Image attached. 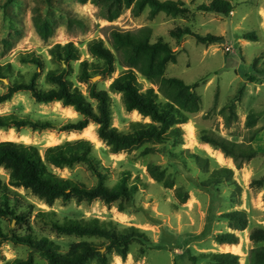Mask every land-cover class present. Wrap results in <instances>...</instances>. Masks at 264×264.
<instances>
[{"label":"rangeland","instance_id":"obj_1","mask_svg":"<svg viewBox=\"0 0 264 264\" xmlns=\"http://www.w3.org/2000/svg\"><path fill=\"white\" fill-rule=\"evenodd\" d=\"M113 1L110 7L106 0H0V64L12 63L14 67L8 82H0V92L7 90L9 80L20 78L18 72L25 80L30 79L37 67L21 61L29 54L41 56L45 63L38 85L51 87L45 83V74L59 65L52 61L49 49L57 43L74 42L80 50V59L71 63L73 71L68 78L96 107V100L89 96V87L95 83L99 89L109 90L113 79L129 68L121 61L122 52L113 45L112 31H136L148 26L152 30L151 43L162 38L175 52L174 58L166 65L164 76L184 80L199 96L198 109L186 111L189 121L182 124V143L173 140L144 143L127 151L114 152L99 137V126L95 122H90L88 127L97 134L98 141L83 130L66 132L2 127L0 132L3 134H15L14 141L37 145L42 151L66 140L89 139L93 143L96 165L107 175L108 185H115L124 172L130 174V183L138 184L135 206L125 210H120L118 202L108 204L101 199L92 202L58 199L49 205L20 188L34 207L30 209L28 221L20 225L15 219H2L4 229H14L21 234L30 232L35 237L47 236L60 244L63 251L76 241H98L91 237L57 233L46 224L47 217L41 215L46 211L53 212L51 217L60 221L93 217L113 220L120 227L135 226L148 235L151 243L134 241L126 259L114 253L110 256V264H192L189 260L191 254L233 252V245L218 243L215 238L217 233L233 232L239 236L236 244L239 253L235 254L240 256V264H250L251 250L264 245V239H251L255 229H264V0H228L232 10L227 16L197 9L198 5L212 0H183L185 6L156 14H152L149 5L134 12L125 2L118 4L117 0ZM120 6L119 16L112 18L111 14ZM178 27H190L202 35L223 36L224 41L206 44L190 35L178 39L170 33ZM250 32L256 33L257 40L245 38L244 35ZM93 40H102L114 52L115 71L109 75L93 74L89 81H80L78 74L82 61L101 62L89 51L88 45ZM228 45L237 49L239 55L227 52ZM137 74L142 91L154 88L159 102L168 101L159 84L138 71ZM250 76L256 80L251 81ZM241 89L240 100L233 101ZM110 94L113 126L120 131L130 132L135 121H151L150 117H144L135 110L128 111L121 93ZM252 111L259 113L258 122L249 127L247 119ZM10 112L29 115L36 120H50L57 125L77 121L81 117L74 107L65 106L61 101L37 102L29 91L17 92L9 101L0 103V114ZM188 123L194 128L193 135L189 134ZM257 129L252 143L258 154L243 161L240 167L233 157L200 140L201 131L207 130L231 141L248 143ZM147 147L154 149L147 152ZM216 151L222 152L227 161L220 162ZM192 154L209 158L208 172L199 168ZM149 164L162 166L174 187H167L154 179L149 173ZM220 166L234 170L235 183L225 182L206 190L198 186L197 181L206 179L213 169ZM53 170L89 186L98 181L95 173L84 163ZM0 177L9 181V171L0 167ZM180 186L186 188L189 195L185 203H180L176 196L175 189ZM27 210L22 206L18 212ZM236 210L247 211L248 226L244 230L233 229L230 221L222 216ZM29 253L27 245L6 241L0 248V264L26 258ZM36 264L47 262L36 254ZM198 264L211 263L199 260Z\"/></svg>","mask_w":264,"mask_h":264},{"label":"trees","instance_id":"obj_2","mask_svg":"<svg viewBox=\"0 0 264 264\" xmlns=\"http://www.w3.org/2000/svg\"><path fill=\"white\" fill-rule=\"evenodd\" d=\"M96 1V0H95ZM113 0H106L108 6ZM125 2L127 7H132L134 12L144 9L147 5L152 8V14L161 11L172 12L178 7L185 6L183 0H117L118 4ZM111 7V6H110ZM197 9L227 16L232 10L228 0H212L203 3ZM121 6L111 15L119 16ZM173 37L181 39L186 35L195 37L198 41L211 44L223 42V36L214 34L202 35L190 27H178L170 31ZM152 30L145 26L136 31H112L113 45L121 51L123 65L129 67L113 79L109 90L99 89L94 83L89 87V96L96 100V107L89 98L75 86L68 75L73 71L72 62L80 59V50L74 42L65 44L57 43L49 49L52 61L59 65L56 69H49L45 74V83L51 87H40L38 78L45 69L41 56L29 54L21 58L22 62L36 65L27 81L18 72L20 78L9 80L7 90L0 92V103L9 101L15 93L29 91L37 102L61 101L65 106H72L80 113L77 121H68L57 125L50 120H36L29 115H19L16 112L0 114V129L2 127H15L20 130L30 127L34 130L56 129L59 131H82L90 122L98 124L99 137L106 141L112 151L120 152L133 149L144 143H159L173 140L182 143V124L189 121L186 111L198 109L199 96L191 90L192 86L177 77H166L164 71L167 63L174 58L175 52L169 43L162 38L151 43ZM246 39L257 40L256 33H246ZM90 53L99 59L100 63H90L84 60L80 63L78 78L80 81H89L93 74L109 75L115 71L116 56L114 52L104 45L102 40H93L88 45ZM92 71V72H91ZM137 71L147 76L152 82L160 85L167 102L158 100V93L154 88L141 90L138 82ZM14 73L12 63L0 64V82L9 79ZM255 81L254 76H250ZM110 92L121 93L123 102L128 111H137L144 117H150V122H132L130 132L120 131L113 126V112L111 109L112 97ZM236 95L233 101L240 100ZM231 105H229L230 107ZM259 113L252 111L248 114L247 125L254 127L258 122ZM258 129L254 131L248 143L228 140L214 132L202 130L200 140L210 143L221 149L226 156L233 157L237 165L250 160L258 154L253 147V140ZM154 148L147 147L146 151ZM92 141L86 138L66 140L62 143L47 146L43 151L33 144L12 140L0 141V167L9 171L10 179L5 181L0 177V248L6 241L14 244H25L30 248L26 258H15L5 264H36V254L46 260L47 264H110V256L117 254L126 259L130 245L134 241L151 243L148 235L135 226L120 227L113 220L100 218H82L63 221L52 218L53 212H41L46 216V224L59 234L75 235L78 237H91L95 240H80L72 243L68 250L63 251L62 246L47 236L35 237L32 233H18L14 229L6 231L2 219L17 220L20 225L28 221L30 209L34 207L20 192V188L30 191L35 196L52 205L56 200L69 201L76 199L78 202H92L101 199L106 203L118 202L120 210L135 206V194L138 190L136 182L130 183V174L122 173L115 185L106 183L107 175L99 170L94 156ZM192 158L203 172L209 171V158L192 154ZM87 164L98 178L96 184L89 186L74 178H66L56 173L53 168L73 167L75 164ZM149 173L167 187H174L162 166L149 164ZM235 183L234 170L220 166L213 169L209 176L197 184L202 189L218 186L222 183ZM176 196L180 203H185L189 197L186 188L176 187ZM22 206L27 211L18 212ZM230 221L235 230H244L248 226V215L245 210H236L222 215ZM215 238L218 243L238 244L239 236L233 232L217 233ZM251 239H264V229H255ZM158 246V245H157ZM104 249V251H103ZM192 264L199 260H207L211 264H240V256L233 252H201L189 255ZM250 264H264V245L253 248L250 253Z\"/></svg>","mask_w":264,"mask_h":264},{"label":"bare ground","instance_id":"obj_3","mask_svg":"<svg viewBox=\"0 0 264 264\" xmlns=\"http://www.w3.org/2000/svg\"><path fill=\"white\" fill-rule=\"evenodd\" d=\"M137 112V111H136ZM138 113V112H137ZM139 114V113H138ZM83 131H86V132H88V134L89 135H91L90 137L91 138H93V139H96V141H98L97 140V134L95 133V134H93L92 133V130L89 128V127H86ZM188 131H189V134L190 135H193V132H194V128H193V126L190 124V123H188ZM0 137H3V138H6V139H8V140H13L14 141V138H15V134L14 133H12V132H10V133H8V134H3L2 132H0ZM24 137V136H23ZM25 138V137H24ZM99 139V138H98ZM94 141V140H93ZM218 155V159H219V161L220 162H225V159H224V156L220 153H218L217 154ZM227 159V158H226ZM234 247V249L235 250H233V252L234 253H239L238 252V250H237V247H238V245H234L233 246Z\"/></svg>","mask_w":264,"mask_h":264},{"label":"built area","instance_id":"obj_4","mask_svg":"<svg viewBox=\"0 0 264 264\" xmlns=\"http://www.w3.org/2000/svg\"><path fill=\"white\" fill-rule=\"evenodd\" d=\"M226 51L229 52L230 54H232L233 56H238L239 52L237 51V49H235L234 47L228 45L226 47Z\"/></svg>","mask_w":264,"mask_h":264},{"label":"crops","instance_id":"obj_5","mask_svg":"<svg viewBox=\"0 0 264 264\" xmlns=\"http://www.w3.org/2000/svg\"><path fill=\"white\" fill-rule=\"evenodd\" d=\"M1 140H4V139H0V141H1ZM218 153H219V154H220V153L222 154V152H220V151H216V157H217V159H218V155H217ZM222 155H223V154H222ZM223 156H224V155H223ZM224 159H225V162H226V161H227V159H226V157H225V156H224ZM228 245H229V244H228ZM231 245H233V246H234V245H236V244H231ZM231 245H230V246H231Z\"/></svg>","mask_w":264,"mask_h":264},{"label":"water","instance_id":"obj_6","mask_svg":"<svg viewBox=\"0 0 264 264\" xmlns=\"http://www.w3.org/2000/svg\"><path fill=\"white\" fill-rule=\"evenodd\" d=\"M93 79L95 80L96 78H93ZM4 81H5V82H8L7 79H4ZM103 251H104V249H103Z\"/></svg>","mask_w":264,"mask_h":264}]
</instances>
